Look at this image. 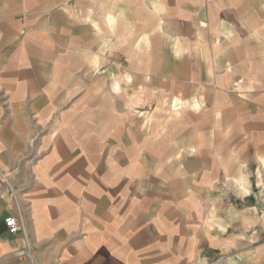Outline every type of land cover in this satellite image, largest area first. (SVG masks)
<instances>
[{
  "label": "crops",
  "instance_id": "obj_1",
  "mask_svg": "<svg viewBox=\"0 0 264 264\" xmlns=\"http://www.w3.org/2000/svg\"><path fill=\"white\" fill-rule=\"evenodd\" d=\"M0 264H264V0H0Z\"/></svg>",
  "mask_w": 264,
  "mask_h": 264
},
{
  "label": "built area",
  "instance_id": "obj_2",
  "mask_svg": "<svg viewBox=\"0 0 264 264\" xmlns=\"http://www.w3.org/2000/svg\"><path fill=\"white\" fill-rule=\"evenodd\" d=\"M0 181L2 184L5 185V187L8 191V196H9L10 200L15 204L16 211H17L16 216H7L6 218H4L3 224H4V226L7 229V232L9 234H11V235H15L18 233L23 234L24 233V222H23V219L21 217V212H20L19 206L17 204V198H16L15 190L12 188V186L10 185L7 178L2 174H0ZM218 261H219V259L215 260L213 264H217Z\"/></svg>",
  "mask_w": 264,
  "mask_h": 264
}]
</instances>
